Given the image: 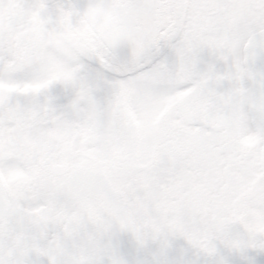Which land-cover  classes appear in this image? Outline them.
Segmentation results:
<instances>
[{
  "label": "snow or ice",
  "instance_id": "6c2138e0",
  "mask_svg": "<svg viewBox=\"0 0 264 264\" xmlns=\"http://www.w3.org/2000/svg\"><path fill=\"white\" fill-rule=\"evenodd\" d=\"M0 264H264V0H0Z\"/></svg>",
  "mask_w": 264,
  "mask_h": 264
}]
</instances>
